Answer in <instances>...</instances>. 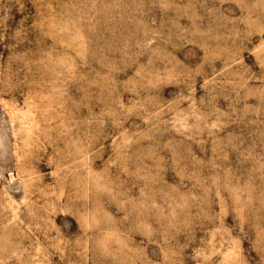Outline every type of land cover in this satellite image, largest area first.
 Returning <instances> with one entry per match:
<instances>
[{"label":"rangeland","instance_id":"1","mask_svg":"<svg viewBox=\"0 0 264 264\" xmlns=\"http://www.w3.org/2000/svg\"><path fill=\"white\" fill-rule=\"evenodd\" d=\"M0 264H264V0H0Z\"/></svg>","mask_w":264,"mask_h":264}]
</instances>
